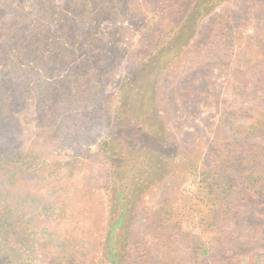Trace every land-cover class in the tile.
<instances>
[{
	"label": "rangeland",
	"instance_id": "rangeland-1",
	"mask_svg": "<svg viewBox=\"0 0 264 264\" xmlns=\"http://www.w3.org/2000/svg\"><path fill=\"white\" fill-rule=\"evenodd\" d=\"M201 1L0 0V264H264V0Z\"/></svg>",
	"mask_w": 264,
	"mask_h": 264
},
{
	"label": "trees",
	"instance_id": "trees-1",
	"mask_svg": "<svg viewBox=\"0 0 264 264\" xmlns=\"http://www.w3.org/2000/svg\"><path fill=\"white\" fill-rule=\"evenodd\" d=\"M220 1V0H219ZM215 7V5H213L212 6V4H210L209 2H208V0H204V1H201L197 6H196V8L194 9V10H192V13L190 14V16L188 17V19L186 20V24H187V26L189 27V29H191V30H194L195 31V29H197L199 26H200V24H201V22H202V20H203V18H204V16L209 12V10H210V12H212L213 11V8ZM146 71V70H145ZM142 72H144V71H141V72H139L138 74H137V77H136V79L137 78H141L142 77V75H141V73ZM147 83V82H146ZM155 90H156V88H155V82H154V80H151V83L150 84H148V88H147V90H146V95H152L153 94V96L152 97H148V99L150 100V101H152L153 99H155ZM113 148H114V151L112 152V154H116V153H118V150H121V148L119 147V146H117V144H114L113 145ZM0 159L2 160L3 158H1V155H0ZM0 169H1V171H0V173L2 174L3 173V171H4V169H3V166H0ZM3 169V170H2ZM205 172H203V174H204ZM211 181V180H210ZM210 181H208V182H206V183H210ZM209 188H210V194L211 195H216V197L217 198H215L214 199V201H219V197H218V193H217V191L219 192L220 190H219V186H214V184H210L209 185ZM253 189H256V188H254V187H252L250 190H253ZM249 190V188H246V191H248ZM220 206L221 205H219V204H214V207H216V208H220ZM46 211V210H45ZM49 211V210H48ZM47 211V212H48ZM41 215H44V216H46L47 217V213L45 214L44 212H42V214ZM2 216L3 215H1L0 214V231L2 230V225L4 224V222L6 221L5 219H3L2 218ZM60 217V215L59 216H57L56 218H59ZM2 264H4L3 262H2Z\"/></svg>",
	"mask_w": 264,
	"mask_h": 264
}]
</instances>
